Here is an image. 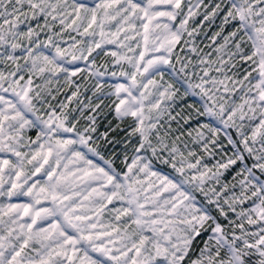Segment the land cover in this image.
Returning a JSON list of instances; mask_svg holds the SVG:
<instances>
[{
	"label": "snow or ice",
	"instance_id": "6c2138e0",
	"mask_svg": "<svg viewBox=\"0 0 264 264\" xmlns=\"http://www.w3.org/2000/svg\"><path fill=\"white\" fill-rule=\"evenodd\" d=\"M0 264H264V0H0Z\"/></svg>",
	"mask_w": 264,
	"mask_h": 264
}]
</instances>
